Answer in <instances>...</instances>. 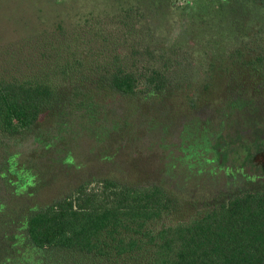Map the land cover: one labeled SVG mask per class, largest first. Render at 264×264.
Listing matches in <instances>:
<instances>
[{
    "label": "rangeland",
    "instance_id": "1",
    "mask_svg": "<svg viewBox=\"0 0 264 264\" xmlns=\"http://www.w3.org/2000/svg\"><path fill=\"white\" fill-rule=\"evenodd\" d=\"M95 30L104 38L107 34L108 42L101 43L103 37L97 36L91 40L92 35L84 33ZM59 34L91 40L75 47L84 54L90 49L104 51L100 63H116L138 74L137 93L98 91L85 106L56 107L49 117L18 135L0 131V259H7L5 239L15 234L28 210L45 207L85 181L112 178L130 185L157 184L190 215L225 196L229 191L225 169L212 167L213 148L206 153L199 138L205 129L219 132L224 122L223 137L229 144L224 151L230 159L234 136L248 128L239 122L232 102L238 94L250 98L257 89L249 86L244 93L234 87L245 83L244 66L258 67L257 60L264 59V4L0 0V80H28V66L34 71L47 53L49 46L43 43ZM80 54L75 50L76 58ZM149 73L161 76L145 86L140 76ZM77 76L51 78L55 86L69 90L77 85L71 79ZM256 108L261 121L264 106ZM194 118L196 124L204 121L199 131L196 127L188 133ZM11 262L20 264L18 259Z\"/></svg>",
    "mask_w": 264,
    "mask_h": 264
},
{
    "label": "trees",
    "instance_id": "2",
    "mask_svg": "<svg viewBox=\"0 0 264 264\" xmlns=\"http://www.w3.org/2000/svg\"><path fill=\"white\" fill-rule=\"evenodd\" d=\"M246 1L264 4V0ZM84 33L92 35L91 40L97 36L103 37L101 43L108 42L102 32ZM50 37L43 43L49 46L44 59L34 71L28 66V80H0L4 134L15 136L30 129L56 107H83L98 91L137 93L138 74L116 63H100L104 51L90 49L84 54L75 47L91 40L61 38L62 34ZM75 50L81 53L79 59ZM66 52L70 54L65 56ZM257 61L260 65L244 74L260 82L264 59ZM73 74L78 75L71 78L77 85L69 90L55 86L51 78ZM160 76L149 73L140 78L147 86L149 79L153 85ZM5 240L8 256L0 264H11L12 259L20 264H264V192L214 199L190 215L157 184L130 185L112 178L85 181L45 207L28 210L15 234Z\"/></svg>",
    "mask_w": 264,
    "mask_h": 264
},
{
    "label": "flooded vegetation",
    "instance_id": "3",
    "mask_svg": "<svg viewBox=\"0 0 264 264\" xmlns=\"http://www.w3.org/2000/svg\"><path fill=\"white\" fill-rule=\"evenodd\" d=\"M244 68L248 69L245 66ZM248 79L249 81L246 82ZM246 80L243 86L234 87V89L242 92L245 90L244 93L247 92L249 86L256 85L257 89L253 90L250 98H243L244 94H238L232 102V105L235 104L237 108V116L240 118L239 122H244L245 125H248L247 129L241 130L234 136L233 158L229 159L228 154L224 151L229 146L223 137L224 122L219 132H208L205 129L206 132L204 133V130L199 138V147L203 150L205 149L206 153L211 151L210 148H213L214 161H212V167L218 170L221 168L225 169V184L229 191L221 198L246 192H264V119L260 121V110L256 108V106H264V79L263 82H258L261 79H253L250 76ZM202 109L205 110L204 108ZM197 112L195 111V113ZM246 114H249L251 118H244ZM203 121L200 120V123L196 124L198 119L194 118L192 122H195V125L192 126V129H188V133L196 127V131H199V125ZM226 164H229V166L225 167ZM231 169L232 171H230Z\"/></svg>",
    "mask_w": 264,
    "mask_h": 264
}]
</instances>
